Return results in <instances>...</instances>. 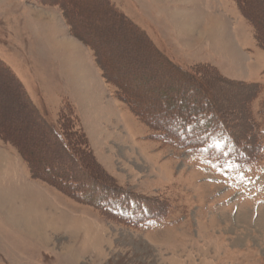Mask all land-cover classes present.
Segmentation results:
<instances>
[{
    "label": "rangeland",
    "instance_id": "374dc122",
    "mask_svg": "<svg viewBox=\"0 0 264 264\" xmlns=\"http://www.w3.org/2000/svg\"><path fill=\"white\" fill-rule=\"evenodd\" d=\"M110 1L173 62L199 68L238 128L251 103L252 120L261 129L259 164L231 160L246 154L249 145L243 142L242 152L234 149L221 121L197 151L176 138L159 139L157 130L115 100L118 88L103 71L105 83L95 73L96 56L73 32L68 5L77 13L83 9L74 17L77 30L105 44L102 55L110 71L143 99L150 118H162L164 104L155 105L162 95L133 80L132 68L141 65L139 71L153 74L159 86L154 89H164L165 82L157 78L161 70L148 71L146 64L154 59L145 46L125 41L126 31L112 18H92L105 13L99 0H0V57L50 124L60 132L59 121L66 127L71 147L81 140L88 160L131 193L95 206L37 178L8 138L35 152L39 168L48 172L50 166L58 180L71 161L44 140L45 131L0 74V127L8 136L0 133V264H264V48L253 24L235 0ZM248 1L258 19L264 18V0ZM123 54L131 56L118 60ZM178 82L166 89L169 96L181 89ZM64 99L78 101L79 109L66 104L61 121ZM216 150L225 163L211 157ZM152 211L163 213V219L156 221Z\"/></svg>",
    "mask_w": 264,
    "mask_h": 264
},
{
    "label": "trees",
    "instance_id": "16d2710c",
    "mask_svg": "<svg viewBox=\"0 0 264 264\" xmlns=\"http://www.w3.org/2000/svg\"><path fill=\"white\" fill-rule=\"evenodd\" d=\"M63 1L68 4L71 0ZM99 1L103 5L102 10L105 13H102L99 17L94 16L92 18L101 19L102 16H108L112 18L113 21H111V23H113L116 27L118 26V28H123L127 32L123 33L125 41L134 43V45L137 47L145 46L144 49L147 50V54L154 59L153 63L149 62L148 64H146L148 71L154 72V68L155 71L161 70V73L160 75H157V78H161L160 80H163L165 82L164 89H154L153 86H159L157 84H154V78H150L154 76L153 74L149 72L147 75L145 73L147 70L145 72L143 70L139 71V68L142 67L141 65L132 68L134 69L131 75L133 77V80L141 82L142 85L146 84L145 89L149 92L162 95L159 99H157V104L155 103L157 107L158 104L159 106L161 104H164L165 108L159 110V114L162 115V118H150L149 113L151 110H143V99H140L139 95L134 93L132 89L125 88V82L122 79L114 76V74L110 71L111 63L102 55L101 47H104L105 44L101 43V40H99L98 37H86L84 36L85 34L77 30L76 23L74 22V17L80 15L83 12V9L81 13H77V7L71 8V6L73 5H68L66 9H68L67 14L70 21L72 22L73 32L81 36V40L94 51V54L96 56L95 61L99 68L104 72L105 78L118 88L116 97L120 101L126 103L131 108V110L138 117L146 121V123H148L151 128L157 130L158 134H160L159 139L164 140L165 138L168 141H173L176 138L180 143L186 145V147H192V149L197 151L201 149V147H203L201 145H204L208 142L207 132L212 131L211 127L217 128L218 126H221L218 123L221 121V128L224 129V131L229 136L227 142H232L234 149H236L238 152H242V143L244 142V144L246 143V145H249V148L247 147V150H245L246 154H237V157L235 159L231 157V160L235 161L237 159L240 163L249 165L250 167H255L257 164H259V159L263 150L260 145L261 140L258 139L260 137L259 135H261V129L259 123H255L254 119L252 120L253 111L250 106L251 103L249 102V104L246 105V115L243 116V113L240 114L241 117L239 118H242L244 122L242 123L241 127L238 128L236 123L231 122L232 115H229L226 109L219 107L221 102L215 100V98L213 97L212 87L209 81L206 80L207 78L205 74L203 76L202 71L199 70V68L197 69L196 67H191L185 69L181 65L173 62L167 55H165L163 51H161L157 47L148 33L138 24H136V22L131 17L122 12L110 0ZM235 1L237 2L241 10V13L253 24L255 28V39L260 44V46L264 48V18L258 19V16L250 9L248 0ZM113 49L114 47L113 45H111V49H109L110 54H113ZM130 56L131 55L128 54L118 56L116 55L118 60L121 59L125 61H127V58ZM197 67L205 69L207 65L198 64ZM128 72V67H125L123 69V74H128ZM0 73L3 77H5L6 80L8 77L9 79L7 80V82L12 84V86L18 91L20 97L22 98L23 104L27 106L32 116L34 117L38 126L37 128L42 129L43 132L45 131L44 136L46 137L44 140L46 142H52L55 146H57V148L60 149V152L62 154L60 155V157H65L66 159L68 158L71 161V169L68 168L70 171L68 170V172H65L63 178L58 180L53 177L52 169L50 168V166L47 167L48 172L39 168L38 157L35 152L32 153L28 151V149L23 144H21V142H18L19 140L12 137L8 138L9 141L16 143L19 150L23 152V156L30 163L32 171L37 178L49 184H53L57 188H60L65 192H69V194H72L73 197L78 198V200L81 202H85L87 204H92L95 206L102 205L104 200L107 199H119L121 197L130 198L131 193L112 182L108 176H106L97 167H95V164L91 159V161L88 160V156L82 149L83 143L81 140L79 144H77V148H72L69 139L64 132L66 131V127L63 126L59 121V126H61L60 132V130L57 131L53 127V125L47 122L42 113L34 104L33 100L28 95L22 82L1 59ZM174 81L176 83L177 81H179L178 83L179 86L181 85V89L177 90V92L174 91L175 93L173 96H169L167 93L168 90L166 89H169ZM231 85L235 86L236 84L234 85V83H232ZM138 88L143 87L139 86ZM254 93L257 94L258 91H255ZM209 96L212 97L209 98ZM201 98L205 99L201 101ZM67 102L68 100H65L63 107L61 108L59 119L61 121L65 117L64 111L66 110H63L64 106L66 104H69L74 107V104L71 101H69L68 103ZM174 104L176 106H174ZM163 116H165V118H163ZM228 119L230 120L231 125L227 124V122L229 121ZM216 120L218 122H216ZM166 122L168 124H166ZM167 125L172 126L168 127ZM0 133L3 137L7 136L2 127H0ZM200 133L205 134L201 135ZM4 134L6 136H4ZM161 136H163V138ZM203 153L205 154V152ZM220 154L221 152L216 150V153L214 155L211 154V157L214 158V160L218 159L221 162L225 163L226 159L220 157ZM78 176H81V179L78 180ZM162 212H165L164 209ZM162 214L152 211L151 217L155 218V220L159 222L163 219L160 218L161 216H163Z\"/></svg>",
    "mask_w": 264,
    "mask_h": 264
},
{
    "label": "crops",
    "instance_id": "0c3cea01",
    "mask_svg": "<svg viewBox=\"0 0 264 264\" xmlns=\"http://www.w3.org/2000/svg\"><path fill=\"white\" fill-rule=\"evenodd\" d=\"M151 36V35H150ZM152 37V39L155 41V43L157 44V45H159V43H158V41L153 37V36H151ZM59 46V45H58ZM59 48H61L60 46H59ZM164 50V49H163ZM164 51H166V50H164ZM167 52V51H166ZM0 54H4L2 51H0ZM0 58H2L5 62H6V60H5V58L3 57V56H1ZM9 65V64H8ZM10 66V65H9ZM96 66V67H95ZM11 67V66H10ZM93 67H94V71H95V73H97L98 71H99V73H100V76H101V78H102V80L104 81V78L102 77V74H101V69L99 68V66L97 65V63H96V61H95V59H94V62H93ZM12 68V67H11ZM13 69V68H12ZM104 83H105V81H104ZM72 86H74L73 85V82H72ZM77 87V85H75L74 86V88H76ZM114 96V95H113ZM71 97V96H70ZM67 98V97H66ZM114 98H115V100H117L118 102H121L122 103V101H120L116 96H114ZM64 100H66V99H64ZM70 101L72 102V103H74L75 105H76V107H77V109H79V106L77 105L79 102L78 101H75V100H72V99H70ZM81 118H82V121H84V119H83V116H81ZM2 152V151H1ZM8 153L11 155V153L8 151ZM31 180V179H30ZM33 181V180H32Z\"/></svg>",
    "mask_w": 264,
    "mask_h": 264
},
{
    "label": "bare ground",
    "instance_id": "6f19581e",
    "mask_svg": "<svg viewBox=\"0 0 264 264\" xmlns=\"http://www.w3.org/2000/svg\"><path fill=\"white\" fill-rule=\"evenodd\" d=\"M76 10V9H75ZM104 36V35H103ZM127 53V52H126ZM130 54V53H129ZM133 56V55H132ZM140 56V55H139ZM2 72V71H1ZM1 74V73H0ZM6 76V75H5ZM9 78L7 77V80H8ZM6 94V93H5ZM18 95H19V93H18ZM17 95V96H18ZM6 97V96H5ZM1 98V97H0ZM21 98V97H20ZM21 101H22V98H21ZM2 102V101H1ZM6 102V101H5Z\"/></svg>",
    "mask_w": 264,
    "mask_h": 264
}]
</instances>
